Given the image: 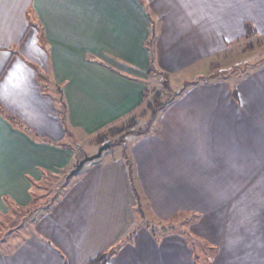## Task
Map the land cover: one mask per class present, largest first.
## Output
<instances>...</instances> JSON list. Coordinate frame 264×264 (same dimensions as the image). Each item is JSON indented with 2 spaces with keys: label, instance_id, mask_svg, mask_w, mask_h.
I'll return each instance as SVG.
<instances>
[{
  "label": "crops",
  "instance_id": "0c3cea01",
  "mask_svg": "<svg viewBox=\"0 0 264 264\" xmlns=\"http://www.w3.org/2000/svg\"><path fill=\"white\" fill-rule=\"evenodd\" d=\"M247 20L264 25V0H0V219L139 113L151 76L205 62ZM251 67L142 113L157 129L69 178L0 264H264V63Z\"/></svg>",
  "mask_w": 264,
  "mask_h": 264
},
{
  "label": "rangeland",
  "instance_id": "374dc122",
  "mask_svg": "<svg viewBox=\"0 0 264 264\" xmlns=\"http://www.w3.org/2000/svg\"><path fill=\"white\" fill-rule=\"evenodd\" d=\"M243 1L245 3L247 0ZM246 27L249 28V33L247 32ZM244 28V34L240 35L237 39H235L233 35H228L231 39L234 38L233 41H235L232 42L231 39L228 40L226 38L225 48L208 56L205 62L195 64L190 68L176 72L166 78L161 76L156 77L155 75L151 76V91L146 93L147 96L144 108L135 115L134 119H128L123 124L113 128L118 129V132H115L114 135H112L111 141L115 142L113 147L120 145L119 143L121 142H126L124 138L128 131L139 132L144 129L151 131L157 129L159 120L154 124L150 122L145 123V120L139 122L142 113L153 115L151 116L152 118L155 114L160 115L161 111L159 112L158 108H155L153 112L151 110L153 109V103L155 102L154 99L156 97L155 93L157 91H160L162 94L160 103L170 104V99L173 100L176 98L182 90L192 88L196 83L201 81L202 76L205 78L209 77L210 80H213L212 75L217 72L216 76H219V78H236L240 74H246L245 72L249 70L251 72V66L264 63V25L259 28L254 21L247 20ZM121 127H125L124 130L126 131L120 133L119 128ZM107 132H109V130ZM121 136L123 137L122 139H120ZM86 147L87 150H90V156H94L98 153L101 146L98 149L96 148V150L95 147H97V142L86 141ZM118 150L120 151L121 147L117 148V151ZM107 158L108 152L102 157L87 162L85 165L86 167H89V165L97 163L98 161H105ZM75 166L76 165H74V168ZM74 168L70 170L67 175H64L66 174V171H63V173H61L62 175H59L60 177L57 175V177L51 178L49 182L46 181V196L44 199L33 202L30 208L13 209L11 213L5 215L3 219H0V252L11 251L19 245L23 239L36 234L37 221H39L42 218V215L48 211L47 206H49L51 202H54L53 199L60 193L59 190L64 188L63 186L66 184L67 178ZM84 171L85 170L75 173L71 178L76 179ZM195 252L196 255H199V247L195 246Z\"/></svg>",
  "mask_w": 264,
  "mask_h": 264
},
{
  "label": "trees",
  "instance_id": "16d2710c",
  "mask_svg": "<svg viewBox=\"0 0 264 264\" xmlns=\"http://www.w3.org/2000/svg\"><path fill=\"white\" fill-rule=\"evenodd\" d=\"M246 30L249 33V28L248 27H246ZM155 95H156V97L154 99L155 102L153 103V109H151L152 112L154 111L155 108L160 109V108H163L167 104V103H160V100H161V97H162V94L160 93V91H157L155 93ZM171 100L172 99H170V101ZM134 118H135V116H132L129 120H132ZM124 128L125 127L119 128V132L121 133V132L126 131V130H124ZM117 130H118L117 128L116 129L111 128V129H109V132L98 135V137L96 138V142L99 145L102 146L106 142L111 141L112 140V135H114L115 132H118ZM128 133H130V131H128L127 134ZM122 138L123 137L121 136L120 139H122ZM114 143L115 142H112V146L115 145ZM110 255H111L110 253H104V254L100 255L97 259L91 261L89 264H107V262H108V260L110 258Z\"/></svg>",
  "mask_w": 264,
  "mask_h": 264
},
{
  "label": "water",
  "instance_id": "95a60500",
  "mask_svg": "<svg viewBox=\"0 0 264 264\" xmlns=\"http://www.w3.org/2000/svg\"><path fill=\"white\" fill-rule=\"evenodd\" d=\"M112 146V142H106L105 144H103L98 153L94 156H86L84 159H82L77 165L76 167L74 168V170L70 173V175L68 176L67 180H69V178H71L75 173L81 171V169L84 167V165L89 162V161H92L94 159H97L99 157L102 156L103 152L109 148H111Z\"/></svg>",
  "mask_w": 264,
  "mask_h": 264
}]
</instances>
